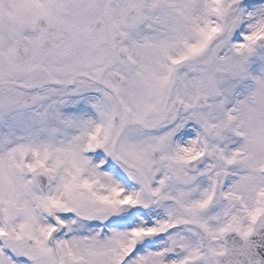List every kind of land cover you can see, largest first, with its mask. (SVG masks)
<instances>
[{"label": "snow or ice", "instance_id": "snow-or-ice-1", "mask_svg": "<svg viewBox=\"0 0 264 264\" xmlns=\"http://www.w3.org/2000/svg\"><path fill=\"white\" fill-rule=\"evenodd\" d=\"M0 264H264V0H0Z\"/></svg>", "mask_w": 264, "mask_h": 264}]
</instances>
